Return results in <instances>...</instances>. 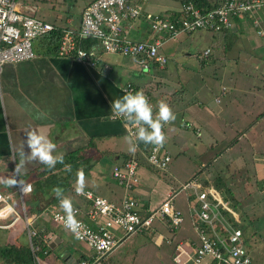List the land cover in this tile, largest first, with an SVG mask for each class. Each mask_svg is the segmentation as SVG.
Here are the masks:
<instances>
[{
    "label": "crops",
    "instance_id": "obj_1",
    "mask_svg": "<svg viewBox=\"0 0 264 264\" xmlns=\"http://www.w3.org/2000/svg\"><path fill=\"white\" fill-rule=\"evenodd\" d=\"M21 1L25 2V4H34L32 0ZM184 1L185 0H147L143 8L153 13L164 12L178 8ZM208 2L212 5L214 0H208ZM255 19L258 25L264 28V12L260 11L256 13ZM63 20L64 23L61 24V26L74 27L77 26L79 18L77 14H75V16L73 14H68L65 15ZM247 21L252 24L253 28H248L246 26L245 23ZM142 23L143 22L140 21L139 23L133 24L130 35L137 38H134V40H142L147 36L148 32L142 29ZM255 30L256 27L253 25L250 18L239 15L232 18L231 27L227 31L217 34L219 36L218 39L223 40L227 47L232 44L236 46L237 50L236 56L232 58L228 57L224 62L225 65L222 64L226 66L225 72L221 75V81H224V83L229 75L228 67H234L235 65L233 61L235 63L242 61L244 62L242 65L245 67L250 65L249 63H245L249 61L241 58L243 53L249 52L251 58L256 60V66H264V59L256 54L257 52L264 51L262 37L258 36ZM170 41L174 42V40H169L163 44L160 49L162 53L164 52L163 49L167 51L170 48L172 45ZM225 48L224 46V49ZM32 49L34 52L33 58L16 63H7L3 65L0 72V178H9L13 176L15 164L19 162L18 148L20 142L24 139L27 131L30 129H37L47 133L56 143L57 153H63V155H65L70 151L77 149L82 150V148L88 147L89 150L86 152L91 158L90 163L92 166L87 174H85L87 182L86 188H89L98 195L111 201H117L122 194V190L115 183H113L114 185L111 187H107L106 184L108 180L105 173L108 172L109 174L113 164L121 162L131 154L134 155L138 160L139 183L134 187L132 193L140 200L143 207L156 206L171 187L166 181L162 180L159 174L160 171L152 169L145 163L142 149H137L135 153H130L127 150L126 138L128 135L125 132L123 123L119 120H112L109 118L112 114V100L124 95L122 87L126 83H130L133 87L144 92L147 91L154 111H156L155 103H158L159 100L162 99L166 100L176 114V119L174 122L165 126L164 132L167 140L163 146L164 149L169 152L171 159L174 158V160L178 157H183L187 149L186 147L192 145L191 140H186L185 131L191 129L185 127V122L190 123L193 130L196 128V130L199 131V135H195L197 138H200L204 130L202 123L209 119L208 114L202 110L205 119H198L194 116L195 113L192 105H186L184 101L175 99L171 93L164 92L165 95H161L160 93L153 95L151 93V91L157 92L158 86L156 80L150 81L148 79V75L153 76L155 71L163 70L164 68H153L149 70V72L141 73L136 69L132 59L119 54H102L94 68H87L71 58L56 56L55 52L49 50L42 40L37 39L33 41ZM164 55L167 56L166 54ZM135 77L138 78V81H133ZM232 78L233 74H230L229 80L226 81L225 85H221L219 90L223 87L224 96L227 95V92L231 94L229 102H227V104L233 106L232 109L234 111L230 109L231 114H234L236 110L239 109L242 110V114H245L248 110H243L239 102L240 99L245 100L253 98L252 92L254 90L252 89H254V84L250 82L249 84L243 85L235 82L234 85L231 86L229 82ZM156 99H158L157 102H155ZM175 101L178 103H175ZM196 103V108L205 107L207 112H209L207 104H203L199 100H197ZM214 103H219V101H214ZM182 105L184 107H182ZM211 115L214 116V113H211ZM189 118H191V121H189ZM262 121H264V117L261 118L259 122L261 123ZM261 127L263 142L261 146L263 145L264 149V124ZM193 132L195 133V131ZM205 145L203 146L204 148ZM193 146L195 148V145ZM204 152H202L203 156H197V158L202 160V163L207 160L204 156L208 154V151ZM104 157H107L109 161ZM263 158L264 154L260 155L259 153H254L249 158L250 162L248 161L251 164V171L256 187H258L259 184H263V186L259 188L261 191L264 189ZM214 159L215 157L212 160ZM107 162L110 164L108 170L105 167ZM178 165L181 166V163H178ZM183 165H186L185 160ZM41 169L42 164L34 162L29 165L27 173L19 177L20 181H28L31 183L32 189L31 193L28 195L29 200L32 201L33 195L36 194V202L34 200L32 201L35 203L34 208L37 209L36 213L46 212L48 209L60 208L59 204H46L50 195L49 191L40 196L38 191L33 190V184L38 177L37 175L41 174ZM196 173L199 175L198 178L200 175H203V177L199 179L201 185H211L216 188L220 196L228 200L239 223L245 224L244 216H247L245 213L248 209L246 210L245 206L243 209L242 207L240 209L239 205L241 201H244L243 199L247 195L248 190L245 189L246 187L242 188L236 184L235 187L233 181L227 182V188L231 192V194H229L230 198H228L221 188L215 187L213 184L202 180L206 178V174H204L205 171L203 173V171L198 170ZM164 174L167 175L169 179L170 177H174L175 179L180 178L181 180L178 182L183 183L191 177H179L180 173L178 172V174H175L171 168L170 171L166 170ZM219 178L225 180L228 177L225 178L220 176ZM245 180L248 183V179L245 178ZM75 181L71 183V189L70 191H66L65 195L72 199L73 205L84 208L86 202L76 197L72 191ZM2 186L8 190L13 188V186L0 183V189ZM100 187H106V196L99 193L98 190ZM257 200H262V198L260 197ZM257 205L255 200L254 206ZM25 207L26 213L27 209L28 211H31V209L33 210V206L31 205H25ZM183 216L184 224L175 232H170L163 226L160 229L154 228V231H167L168 234H171L170 239L174 238L176 242L182 238L191 237L192 232L188 224V218H185V213H183ZM45 222L48 223V227ZM32 226L41 233V239L45 241L48 248L46 252H43V255H37L39 264H76L79 259L91 253L84 244L76 241L74 237L63 228L51 224L48 218L40 217V219L32 223ZM0 230L8 231L7 237L4 236L3 243H11L14 239H19V237V240L25 239L27 241L26 234L21 227V222L18 224V222L15 221ZM244 231L246 238L245 245L247 248L248 241L251 237L255 241V238L259 235L255 234L254 230L253 233H251L246 225ZM160 235L162 238L157 237L154 239L153 243L155 245L159 242L162 244L164 240L169 242L167 237H164L161 233ZM69 238L74 240L75 242L73 243L76 244L72 250L70 249L71 242ZM3 243L1 245H3ZM121 244L122 242L119 246ZM119 258V254H116L114 260L110 259L109 256L108 261L111 264H119ZM116 260H118L119 263ZM258 264H262V262Z\"/></svg>",
    "mask_w": 264,
    "mask_h": 264
},
{
    "label": "built area",
    "instance_id": "obj_2",
    "mask_svg": "<svg viewBox=\"0 0 264 264\" xmlns=\"http://www.w3.org/2000/svg\"><path fill=\"white\" fill-rule=\"evenodd\" d=\"M146 1L90 0L83 6L77 26L71 27L56 26L35 17L34 4H24L21 0H0V72L7 63L33 58V41L58 30L60 34L55 55L71 58L87 68H94L102 54L128 57L142 72H147L152 66L163 68L167 56L160 49L166 41L176 40L195 31H226L231 27L232 18L239 15L253 19L255 33L262 37L264 46V28L255 19L256 13L264 12V0H214L211 7L206 9L198 8L187 0L176 9L158 13L144 10ZM139 19L147 24L148 33L145 39L134 40L129 34L133 24ZM209 53L210 49L205 48L201 55L207 58ZM122 92H135V89L132 84L126 83ZM223 93L222 87L219 94ZM145 95L149 98L148 94ZM217 99L219 101L218 97L214 98L215 102H218ZM109 118L122 122L128 136L135 131L134 126L123 119L114 118L113 113ZM185 127L192 128V125L185 122ZM194 131L199 135L196 128ZM137 149L142 148L139 145ZM142 150L149 167L160 172L166 171L171 156L164 146L149 145L146 150ZM109 176L122 190L117 201L108 200L89 188L78 195L73 188L74 195L86 202L84 208L73 205L76 218L83 226L78 235L64 227L65 213L61 207L48 211L51 224L63 228L91 251L76 264H111L108 261L111 252L130 236L141 233L152 235L154 230L149 229L156 228V223L175 232L184 222L183 213L173 204L177 194L173 189L170 188L154 207H143L133 195L132 191L139 183L138 160L134 155L113 164ZM22 182L10 190L19 198L21 216L7 202L8 195L0 190V229L15 221H22L21 227L27 237L33 264H39L35 255L38 246L32 245L30 240L39 233L32 223L36 216H41L44 212L26 213L24 197L31 193L32 186L28 181ZM177 191L183 192L184 199L191 202L187 206V213L192 236L182 238L174 244L170 255L173 263L251 264L245 245L244 228L239 227L234 210L216 188L211 185L202 186L199 178H194L181 184ZM57 204L59 200L55 203ZM10 216L12 220L9 223H1ZM157 237L162 238L160 233L154 239ZM159 244L160 242L156 243Z\"/></svg>",
    "mask_w": 264,
    "mask_h": 264
},
{
    "label": "rangeland",
    "instance_id": "obj_3",
    "mask_svg": "<svg viewBox=\"0 0 264 264\" xmlns=\"http://www.w3.org/2000/svg\"><path fill=\"white\" fill-rule=\"evenodd\" d=\"M87 1L89 0H32L35 4L33 14L37 18L55 24L56 26H61V24L64 23L63 18L65 15L73 14L75 16V14H77L79 18L83 8L82 6ZM250 20L253 21L252 18H250ZM245 24L248 28H253L249 21ZM142 29H147L146 23H142ZM217 34L218 33H209L206 31H195L189 35L180 36L177 38L178 40H174V42L170 41V43H172L170 48L167 51L163 49V53L168 56L167 62L163 67L164 69L162 68L163 70L155 71L153 76L148 75V79L150 81L156 80L158 86L157 92L151 91L153 95L157 93L165 95L164 92L171 93L175 99L184 101L186 105H192L195 113L194 116L198 119H205L203 115L204 112L208 114L209 118L205 120L206 123H202L204 130L200 138H197L192 130L185 131L186 140H191L192 145L186 147L187 149L183 157H178L175 160L172 158L166 170L170 171L171 168L175 174H178V172L180 173L179 177L183 176L186 178L191 176L189 179L198 178L199 175L196 171L201 170L203 173L205 171L204 174H206V178L202 180L210 184H214V182L217 181L216 179L220 176L225 178L228 177L225 179L227 181L219 179L220 188L225 194H228L226 183L229 181H233L234 185L236 184L239 187H246L245 189L248 190L247 195L243 199L244 201H241L242 203L240 202L239 207L243 209L245 206L246 210L248 209L245 213L247 216H244L245 224L239 223V227L245 229L246 225L251 233H253L254 230L255 234L259 235L255 238V241L251 237L248 241L247 249L251 256L252 264H258L259 262L264 264V189L262 191L259 189L263 184H259L258 187H256L251 171V164L249 163V158L254 153H259L260 155L264 154L263 145L261 146V143H263L261 126L264 124V121L261 123L259 122L260 119L264 117V66H256V60L251 58L249 52H242L243 55L241 57L249 61L245 62L249 63V66H243L242 64H244V62L242 61H238L237 63L233 61V64H235L234 67L227 66L229 75L226 81L229 80L230 74H233V78L229 82V85L233 86L235 82L243 85L249 84L250 82L254 84V89H252L254 90L252 92L253 98L245 100L239 98V105H241V108L243 110L246 109V111L248 110L247 112L250 113L245 112V114H242V110L239 109L236 110L234 114H231L230 109H232L233 106L227 104L231 94L227 92L226 96H220L219 88L226 83V81L225 83L221 81V75L226 69V66L222 64H224L228 57L232 58L236 56L237 50L236 46L232 44L229 45L228 49H224L226 43L221 39L219 40ZM129 36L132 39L136 38L130 34ZM205 48H209L211 51L208 60L202 65L200 62L202 59L200 52ZM256 54L264 59V51L257 52ZM135 67L139 70L136 65ZM133 81H138V78H133ZM136 90L139 89L137 88ZM215 97H219V103H214ZM157 100L158 99H156L155 102H157ZM197 100L203 104H207L209 112H207L205 107L196 108L195 104H197ZM175 103L178 102L175 101ZM157 105L158 103H155V110H157ZM182 107L184 106L182 105ZM202 110H204V112ZM211 113H214V116H212ZM255 116H258V118L253 120ZM190 119L191 118H189V121H191ZM193 145H195V148ZM204 145L205 148L203 147ZM82 150L86 152L89 148H82ZM204 151H208V154L204 156L207 160L202 163V160L197 158V156H203L202 152ZM214 157L215 159L212 160ZM105 159L109 161L107 157ZM184 160L186 165H183ZM178 163H181V166H179ZM109 165V162H107L105 166L107 170L110 167ZM164 173L165 172L159 173L162 180L166 181L171 189L177 193L173 204L175 208L185 213V218L187 219V204H191V202L184 200L183 192L177 191L183 182H178L181 179H175L174 177H170V180ZM105 174L108 180L106 186L111 187L115 182L110 178L108 172ZM200 177H203V175H200ZM245 178L248 179V183ZM0 190L8 195L7 202L10 203L21 216V211L18 206V196L4 186H2ZM98 191L101 195L106 196V187H100ZM260 197L262 200H257ZM255 200L258 204L257 206H254ZM24 204L26 206H33V210L31 209V211H28L27 209V214H36L37 209L34 208L35 203L29 200V195L24 197ZM48 211L49 209L40 217L48 218ZM40 217L36 216L34 222L40 219ZM11 220L12 216L3 220L1 223H9ZM18 222L22 223V221ZM45 224L47 227L49 226L47 222H45ZM155 226L158 229L162 228V224L156 223ZM149 230H154V228H150ZM157 233H161L164 237H167L169 242L164 240L162 244L158 246L155 245L153 239ZM7 234L8 231L0 230V245L4 242V236L7 237ZM170 236L171 234H168L167 231H154L152 235L146 233L134 235L122 241V244L111 253L110 259L114 260L115 255L119 254L120 263L116 260L119 264H175L172 262L170 255L176 239H170ZM70 242V249L72 250L76 244L73 243L75 242L74 240L70 239Z\"/></svg>",
    "mask_w": 264,
    "mask_h": 264
},
{
    "label": "clouds",
    "instance_id": "obj_4",
    "mask_svg": "<svg viewBox=\"0 0 264 264\" xmlns=\"http://www.w3.org/2000/svg\"><path fill=\"white\" fill-rule=\"evenodd\" d=\"M111 110L114 118L123 119L135 127V131L126 138L127 150L130 153H135L140 143L163 147L167 140L164 126L176 119L173 109L163 99L158 102L154 114L153 105L142 90L128 92L112 100ZM18 154L19 162L15 164L13 176L0 178V183L19 186L23 183L19 180V177L26 174L29 165L34 162H39L48 169L55 168L59 163L64 166L65 172L72 171L71 164L64 162L63 153H57L56 143L47 133L37 129H30L25 133L24 139L20 142ZM86 187V177L83 166H81L76 173L74 190L78 195H82ZM52 191L65 213L64 227L73 234L78 235L83 226L76 218L72 199L66 196L64 189L59 186L54 187Z\"/></svg>",
    "mask_w": 264,
    "mask_h": 264
},
{
    "label": "trees",
    "instance_id": "obj_5",
    "mask_svg": "<svg viewBox=\"0 0 264 264\" xmlns=\"http://www.w3.org/2000/svg\"><path fill=\"white\" fill-rule=\"evenodd\" d=\"M185 1H187V0H185ZM190 1H192L198 8H201V9H204V8L206 9V8L211 7V3L208 2V0H190ZM24 4H25V2H24ZM139 22H140V19L137 20L135 23H139ZM143 23H145V22H143ZM56 30H58V29H56ZM201 31H203V30H201ZM206 32H208V31H206ZM223 32H225V31H223ZM223 32H218V34L223 33ZM209 33H211V32H209ZM59 34H60V31L58 30L55 32L45 34L41 38H39L38 40H42V42L46 44V47L49 48V50H51L52 52H54L56 49L57 39L59 37ZM225 47L228 49L227 45H225ZM200 54H201V52H200ZM208 56H209V54H208ZM208 56H207V58L202 57V59L200 61L202 65H204L206 63V61L208 60ZM153 68H156V67L152 66L151 69H153ZM140 72L144 73L142 71H140ZM147 72H149V70ZM134 89H135V91H138V90H136L137 89L136 87H134ZM145 93L148 94L147 91H145ZM223 95H225V93H223L220 96H223ZM257 118H258V116H255L253 118V120H255ZM189 129L193 130V128H189ZM139 145L144 150H146V148L149 146V145H145L143 143H140ZM90 160H91V158L87 152H84L81 149H77V150L70 151L64 155V162L66 164H71V166H72L71 172H65L64 166L62 164H59V163L55 166V168H52V169H48L45 165L42 164L41 174L37 175L38 177L33 184V190L38 191L40 196L47 193V191H49L50 195L48 197L49 199L46 201V204L56 203L58 201V199L56 198L52 189L54 187L59 186V187L64 189V192L70 191L71 183L76 180L77 170L81 166H83L84 174H87L88 170L92 166L90 163ZM219 179L220 178H217L216 179L217 181H215L213 185L215 187L220 188L221 185H220ZM227 193L228 194H226V197L230 198L229 197V194H231L230 190H227ZM36 199H37L36 194H34L32 197V201L34 200L36 202ZM223 213L228 215L226 212H223ZM30 241H31L32 245L38 246V250L35 252V255L41 256V255H43V252L47 251V249H48L47 245H46V243H44L42 241L40 232L37 235L33 236ZM0 264H33V256H32L31 251L29 249L28 242L25 239L19 240L17 238V239H14L11 243L5 242V243H3V245H0Z\"/></svg>",
    "mask_w": 264,
    "mask_h": 264
}]
</instances>
